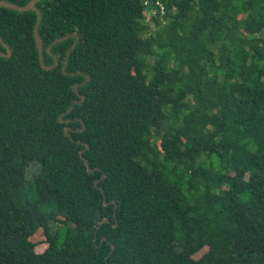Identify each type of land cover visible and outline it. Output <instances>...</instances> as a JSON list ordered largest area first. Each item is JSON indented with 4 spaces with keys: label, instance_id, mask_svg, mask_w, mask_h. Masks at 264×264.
I'll list each match as a JSON object with an SVG mask.
<instances>
[{
    "label": "trees",
    "instance_id": "obj_1",
    "mask_svg": "<svg viewBox=\"0 0 264 264\" xmlns=\"http://www.w3.org/2000/svg\"><path fill=\"white\" fill-rule=\"evenodd\" d=\"M164 1L0 6V264H264V0Z\"/></svg>",
    "mask_w": 264,
    "mask_h": 264
},
{
    "label": "water",
    "instance_id": "obj_2",
    "mask_svg": "<svg viewBox=\"0 0 264 264\" xmlns=\"http://www.w3.org/2000/svg\"><path fill=\"white\" fill-rule=\"evenodd\" d=\"M41 1V0H30L29 2H27L26 4L24 5H18L16 3H13L11 1H8V0H0V6H4V7H8L10 9H14V10H17V11H20V12H24V11H28V10H33L37 13V21H36V24H35V27H34V34H35V38H36V42H37V47H38V51H39V60L41 62V65L46 68V69H53L55 68L57 65H58V59L55 60V62L51 65H47L44 61V55H43V50H44V46H43V41H42V38H41V35H40V32H39V27H40V24H41V21H42V11L41 9L37 6V3ZM72 35H75L77 38H76V41L72 44V46L70 47L69 51H68V56L70 55L71 51L73 48H75L77 42L79 41L78 39V34L77 33H73ZM69 35H66L64 37H61V38H58L54 41L53 44L57 43L58 41H61V40H64L66 38H68ZM0 41L3 43V45L7 48V52H3L0 50V55L2 56H5V57H10L12 52H11V49L9 47V45L5 42V40L3 39V37L1 36L0 34ZM53 44H51L48 48H47V51L49 53H51V49H52V46ZM63 72L65 74H68L69 72L66 71V65L63 66ZM89 76L87 77V80H89ZM77 86L78 84H75L74 87L75 89L77 90L78 92V89H77ZM79 96H80V99L79 100H76L75 102H82L85 100V96L81 93H79ZM73 105L70 106V108L68 109V111H70L72 109ZM67 111V112H68ZM62 119V118H61ZM65 132L68 134L69 133V127H66L65 128ZM86 146L88 147V144H86ZM83 152V151H82ZM81 152V153H82ZM82 157H83V154H82ZM87 165H88V162L87 160L85 159ZM88 169L89 170H92V168L88 165ZM98 180L95 181V185H98ZM109 202L106 201L105 199V204H108ZM108 220L107 218H105L103 221H106Z\"/></svg>",
    "mask_w": 264,
    "mask_h": 264
},
{
    "label": "built area",
    "instance_id": "obj_3",
    "mask_svg": "<svg viewBox=\"0 0 264 264\" xmlns=\"http://www.w3.org/2000/svg\"><path fill=\"white\" fill-rule=\"evenodd\" d=\"M144 13L151 17L158 15L165 22V14L167 12L166 4L164 0H142Z\"/></svg>",
    "mask_w": 264,
    "mask_h": 264
},
{
    "label": "rangeland",
    "instance_id": "obj_4",
    "mask_svg": "<svg viewBox=\"0 0 264 264\" xmlns=\"http://www.w3.org/2000/svg\"><path fill=\"white\" fill-rule=\"evenodd\" d=\"M38 169H39V164L36 162L32 163L28 167L27 176L32 177L34 172L37 171ZM32 241L35 243V250L37 252L44 251L48 246V243L46 241V237H45V234L43 231L36 233L33 236ZM204 251H205V249L203 251L199 252L196 256H200Z\"/></svg>",
    "mask_w": 264,
    "mask_h": 264
}]
</instances>
